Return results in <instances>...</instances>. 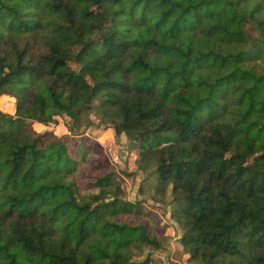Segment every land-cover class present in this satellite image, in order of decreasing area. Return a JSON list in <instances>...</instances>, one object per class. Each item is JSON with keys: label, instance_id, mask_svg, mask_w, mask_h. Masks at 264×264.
Instances as JSON below:
<instances>
[{"label": "trees", "instance_id": "16d2710c", "mask_svg": "<svg viewBox=\"0 0 264 264\" xmlns=\"http://www.w3.org/2000/svg\"><path fill=\"white\" fill-rule=\"evenodd\" d=\"M2 90L0 264H155L168 238L124 200L92 115L189 264H264V0H0ZM59 119L73 148L34 128Z\"/></svg>", "mask_w": 264, "mask_h": 264}, {"label": "rangeland", "instance_id": "374dc122", "mask_svg": "<svg viewBox=\"0 0 264 264\" xmlns=\"http://www.w3.org/2000/svg\"><path fill=\"white\" fill-rule=\"evenodd\" d=\"M104 35H107L106 33ZM70 65L66 70L68 76L78 78L79 63L77 60L68 59ZM80 81L92 86L102 82L103 79L94 80L90 77H82ZM17 102L12 94L7 90L0 91V110L7 114L15 115ZM92 120L95 125L85 131L87 135L101 144L104 149V154L99 158H106L112 164L120 176L122 188L124 189V200L138 201L144 200V205L152 212L157 222L161 225L159 232L168 240L164 244V248L154 252L152 259L155 264H189L183 257L182 246L180 244L181 228L174 222L171 217V208H165L161 203L151 200L148 195L139 192L142 186L146 173L141 171L137 165V153L131 151L128 147V140L122 138L118 140L112 128L99 125L98 116L92 115ZM34 128L41 133L53 131L60 141L67 143L71 148L75 146L76 137L72 136L64 124V121L59 119L58 124L44 125L35 123ZM261 157L264 161V150L260 151L255 157ZM170 161L164 160L162 166L169 165Z\"/></svg>", "mask_w": 264, "mask_h": 264}]
</instances>
